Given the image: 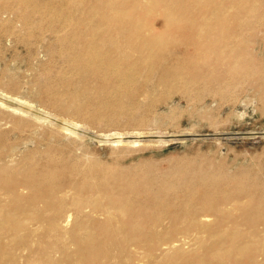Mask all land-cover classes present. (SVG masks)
Here are the masks:
<instances>
[{
	"label": "bare ground",
	"instance_id": "bare-ground-1",
	"mask_svg": "<svg viewBox=\"0 0 264 264\" xmlns=\"http://www.w3.org/2000/svg\"><path fill=\"white\" fill-rule=\"evenodd\" d=\"M155 2L161 25L145 29L142 21L156 12ZM236 2L0 0V21L6 28L19 21L29 35L42 27L52 29L65 66L83 84L94 85L86 91L90 97L102 100L134 88L126 105L116 106L133 115L145 108L138 97L155 98L159 87L181 97L206 89L226 93L258 72L244 33L262 15L253 16ZM158 103L155 98L150 107ZM0 108L27 115L1 100ZM137 142L114 141L117 146ZM6 169L0 166V264H264V198L227 209L206 190H190L184 199L169 202L162 187L135 190L125 185L114 192L107 184L97 188L103 196L92 198L80 193L87 189L76 178L84 167L62 173L37 163L17 172ZM216 183L206 186L223 194ZM144 189L147 194L136 198L134 191ZM256 192L264 197V187ZM14 200L21 202L2 209ZM171 202L175 209L169 211ZM212 215L214 225L206 224ZM182 237L191 239L190 250ZM148 257L153 260L146 262Z\"/></svg>",
	"mask_w": 264,
	"mask_h": 264
},
{
	"label": "rangeland",
	"instance_id": "rangeland-1",
	"mask_svg": "<svg viewBox=\"0 0 264 264\" xmlns=\"http://www.w3.org/2000/svg\"><path fill=\"white\" fill-rule=\"evenodd\" d=\"M236 4H243L253 16L262 15L260 23L244 33L258 72L242 79L245 83L240 80L228 87L226 93L208 91L209 85L205 91L181 97L178 92L167 95L159 87L154 97L160 103L150 107L155 98L139 96L137 102L145 108L133 115L116 106L126 105L128 91L134 88L102 100L90 97L86 91L94 85L83 84L65 66L52 29L42 27L29 35L19 21L7 28L0 21V100L27 114L0 108V166L17 172L37 163L58 173L84 167L88 171L83 169L76 178L87 189L80 193L92 198L104 195L98 191L102 184L114 192L125 185L135 190L162 187L169 202L184 199L190 190H206L210 198H221L227 209L264 198L256 192L264 187V0H237ZM153 5L156 12L142 21L145 29L161 25L159 4ZM118 139L139 143L117 146L114 141ZM9 155L12 158L4 162L2 158ZM212 181L223 194H213L206 186ZM147 192L134 194L143 198ZM19 202H7L2 209L11 210ZM166 205L169 211L175 209L172 202ZM36 207L41 210L40 205ZM214 223L212 215L206 224ZM180 242L187 250L193 245L187 237ZM147 259L150 262L153 257Z\"/></svg>",
	"mask_w": 264,
	"mask_h": 264
}]
</instances>
